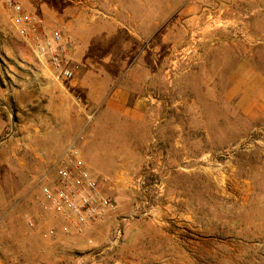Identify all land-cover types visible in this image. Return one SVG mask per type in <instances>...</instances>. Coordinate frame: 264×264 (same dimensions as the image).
Returning a JSON list of instances; mask_svg holds the SVG:
<instances>
[{
    "label": "rangeland",
    "instance_id": "1",
    "mask_svg": "<svg viewBox=\"0 0 264 264\" xmlns=\"http://www.w3.org/2000/svg\"><path fill=\"white\" fill-rule=\"evenodd\" d=\"M19 1L42 17L32 7L69 0ZM169 1L189 2L161 0L163 10ZM56 18L46 22L77 42V76L66 84L0 4V264H264V120L217 106L216 84L229 80L232 39L243 25L231 18L211 30L228 37L224 56L209 38L189 41L183 27L175 40L163 37L159 52L114 53L90 35L104 24L83 25L80 39L71 18ZM259 44L255 59L264 68ZM189 113L214 116V125L220 114L224 137H204L201 120L190 129ZM79 136L85 160L95 154L105 162L92 168L118 205L111 218L80 231L48 211L42 196ZM119 228L123 237L108 251Z\"/></svg>",
    "mask_w": 264,
    "mask_h": 264
},
{
    "label": "crops",
    "instance_id": "2",
    "mask_svg": "<svg viewBox=\"0 0 264 264\" xmlns=\"http://www.w3.org/2000/svg\"><path fill=\"white\" fill-rule=\"evenodd\" d=\"M69 1L59 7L47 5L32 8L40 9L38 13L47 22L56 20V17L71 18L77 29L80 26V34L76 32L80 39H86V35L81 32L83 25L89 24L102 28L104 24L105 31L90 29V35H95L97 39L106 41V43L109 42L106 49L114 53L118 50L121 52L130 49L145 50L146 48L159 52L161 50L159 42L163 40V37L169 41L175 40L172 36L183 27L182 30L185 28L188 30L189 41L195 40L198 36L204 40L209 38L208 41H212V44L224 56L225 50L223 49L228 37L223 30L212 33L211 30L231 23L230 19L233 18L234 23H241L245 28L243 30L246 32L240 34L244 37L245 43L242 46L240 35L232 39L236 46L233 49V65L229 71L227 84H216L217 88L221 89L217 97V106L224 105L226 102L233 107L237 115L243 116L251 123L264 120V68L258 65L255 59L259 43L264 44V32L259 29L260 25L264 24V20L260 18L264 14V0H189L180 6L169 1L164 10L161 0ZM155 1L158 2L157 5ZM59 9H63V13L58 16L56 12ZM211 25L214 26L210 28ZM206 85L210 89L216 88L213 82L206 83ZM197 120L202 121L204 137L210 138L214 134L218 138L224 137L225 120L220 114L217 115L218 124L214 125V116L206 121L204 115L200 118L194 113H189L190 129L194 127ZM220 122L222 125H219ZM122 133L124 135L127 132L124 130ZM189 136L193 135L189 132ZM219 143L223 144L224 140L221 139ZM95 145L97 141L93 140L92 148ZM95 159V154L89 156L88 161L86 160L89 167L92 170L93 168H104L106 164L103 159L99 155L97 162Z\"/></svg>",
    "mask_w": 264,
    "mask_h": 264
},
{
    "label": "built area",
    "instance_id": "3",
    "mask_svg": "<svg viewBox=\"0 0 264 264\" xmlns=\"http://www.w3.org/2000/svg\"><path fill=\"white\" fill-rule=\"evenodd\" d=\"M0 4L20 36L47 65L49 74L62 84L74 81L77 76L75 39L27 10L19 0H0ZM84 140V136H79L67 148L55 180L42 186L44 207L78 231L87 225L108 220L118 209L117 201L107 192L103 181L83 156L81 143ZM122 237L123 232L119 228L107 250L111 251L118 245ZM101 255H105V250L96 254L97 262H102Z\"/></svg>",
    "mask_w": 264,
    "mask_h": 264
},
{
    "label": "water",
    "instance_id": "4",
    "mask_svg": "<svg viewBox=\"0 0 264 264\" xmlns=\"http://www.w3.org/2000/svg\"><path fill=\"white\" fill-rule=\"evenodd\" d=\"M13 128H14V124H13ZM6 139L2 140L1 142L5 141Z\"/></svg>",
    "mask_w": 264,
    "mask_h": 264
}]
</instances>
